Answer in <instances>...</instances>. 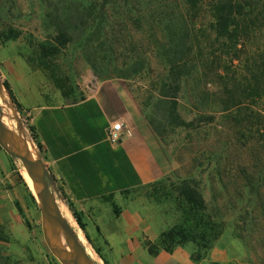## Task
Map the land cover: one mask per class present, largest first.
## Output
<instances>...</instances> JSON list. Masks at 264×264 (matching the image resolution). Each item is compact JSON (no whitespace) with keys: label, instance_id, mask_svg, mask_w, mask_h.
Wrapping results in <instances>:
<instances>
[{"label":"rangeland","instance_id":"rangeland-1","mask_svg":"<svg viewBox=\"0 0 264 264\" xmlns=\"http://www.w3.org/2000/svg\"><path fill=\"white\" fill-rule=\"evenodd\" d=\"M185 1L112 0L104 26L106 33L101 36L99 47L97 43L93 45L91 62L97 73L86 60L84 43L73 44L50 64L58 73V82L62 84L60 90L52 79L53 71L43 67L36 51V45L46 42L53 33L47 24L44 4L41 0H0V31L11 26L20 32L18 39L0 42V87L4 92V105L15 127L22 130L31 143L26 109L32 102L38 99L47 103L71 102L90 96L102 82L112 86L126 99L133 118L130 122L135 121L142 130L150 131L152 141L160 144L162 153V179L149 190L138 191L142 198L132 205L133 209L157 220L162 208L176 223L180 214L171 199H165L164 192L169 191L170 183L193 180L209 213L226 224L224 234L216 243L237 258L229 264H264V184L256 180L247 183L241 176L242 171H248L252 176V172H260L264 167V152L256 150L262 141L255 132L247 140V136H242V129L239 131L237 122L247 113L235 115L238 119L234 120L228 112L220 111L222 101L229 100L231 104L241 99L243 104H253L255 109L264 112V91L255 98L249 92L237 89L238 83L248 77L247 61L249 65L251 60L255 62L254 71L263 69L264 21L257 12L247 16L251 18L248 24L255 25L248 33V39L238 45L239 59L231 60L224 46L213 41V0H190L194 51L196 55L202 54L205 61L203 65L198 64V71L184 81L178 111L185 120L201 113H210L215 120L196 131L169 129L152 109L159 86L167 76L164 57L170 33L187 5ZM206 55L209 57L207 62ZM138 59L144 60L143 69L123 78L121 70ZM211 61L213 65H210ZM4 83L9 85L22 111L15 108ZM227 91L233 92L231 99L224 94ZM2 107L0 104L1 113ZM4 126L6 128V123ZM242 126L245 127L243 122ZM131 127L135 126L131 124ZM8 144L11 146L9 139ZM19 176L28 180L21 163L0 148V264H51L53 256L44 241L40 210L32 205ZM250 185L256 186L259 194H253ZM55 196L59 207L72 220L75 234L83 239L84 247L98 264H103L60 201L57 190ZM145 197L154 203L145 205ZM15 202L21 207L23 216ZM50 235L55 246L60 248L62 240L54 228ZM98 247L104 249L100 252L104 257L107 252L104 245Z\"/></svg>","mask_w":264,"mask_h":264},{"label":"crops","instance_id":"crops-1","mask_svg":"<svg viewBox=\"0 0 264 264\" xmlns=\"http://www.w3.org/2000/svg\"><path fill=\"white\" fill-rule=\"evenodd\" d=\"M31 104L26 109L29 124L53 178L51 187L65 206L69 202L80 213L92 246L103 252L98 246L104 245L109 264H229L237 260L217 243L198 263L191 260V244L170 253L159 250L156 256L148 253L146 243H156L174 221L159 206L162 214L157 220L133 209L142 198L138 191L159 182L164 166L160 144H154L150 131L130 122V108L120 92L102 82L90 96L76 101L38 99ZM115 121H122L131 135L110 144L106 130ZM143 202L154 203L146 197Z\"/></svg>","mask_w":264,"mask_h":264},{"label":"trees","instance_id":"trees-1","mask_svg":"<svg viewBox=\"0 0 264 264\" xmlns=\"http://www.w3.org/2000/svg\"><path fill=\"white\" fill-rule=\"evenodd\" d=\"M41 2L45 6L47 24L51 27L53 33L46 42L36 45V51L43 67L53 71L52 79H54L56 86L61 90L60 85L62 84L58 82V73L50 64L62 51L79 42L84 43L83 52L86 60L94 72L97 73L96 66L91 62V56L94 54L93 45L97 43L96 45L99 47L102 42L101 36L106 33L104 26L108 21V12L111 8L112 0H41ZM185 3L187 5H184L185 8H181V15L176 20L177 25L173 27L170 33L169 45L164 57L167 65V76L159 86L158 98L153 104L152 111L169 129L182 128L196 131L202 126L212 124L215 116L210 113H201L190 120H185L178 111V99L182 93L184 81L198 71V64L203 65L205 61L202 58V54H195L194 41L192 39L194 27L192 26L193 21L190 20L192 16L188 6L190 5V0H186ZM211 3L213 9L212 30L215 35L213 41H217V43L224 46L229 59L238 60L239 56L236 54L239 52L238 45L241 44V41L248 39V33L252 31L255 25L248 24L251 22V18H247V16L257 12V15H261L264 21V0H213ZM254 23H256V20ZM19 37L20 32L11 26L5 27L4 30L0 31V42L2 43L16 40ZM207 55L206 62L209 60ZM213 64L214 62L211 61L210 65ZM254 64L253 60H251L250 65L247 61L245 68L248 77L244 78L242 83H238L239 87L237 89L239 91L243 90L242 92H249V95L259 98L261 91H264V63H262L263 69L259 72L252 69ZM143 67L144 60H135L128 67L121 70L120 75L127 79L140 72ZM97 75L102 78L99 73ZM4 87L10 95L15 108L18 111H22V106L17 101L9 85L4 83ZM224 94L227 95L228 99H231L233 92L227 91ZM252 105L249 103L243 104L241 99L231 104L229 100H225L222 101L220 111L228 112V116L234 118V120L238 119L235 115L247 113L244 114L242 121L238 120L237 122L240 125L239 131L242 129V136H247V140L252 138L255 132L262 141L259 144V149L256 148V150L264 152V112L260 111L261 109L259 110V108L255 109ZM242 122L244 123V128ZM28 132L31 143L34 145L39 158L42 159V148L30 126H28ZM241 176L247 183H253L256 180L263 185L264 167H261L260 172H252V176L248 171H242ZM50 177L51 181H53L51 175ZM19 178L27 190L26 193L32 205L37 208L36 200L28 188L30 186L28 180L24 181L22 176H19ZM250 187L253 194H259L255 189L256 186L250 185ZM168 189V192H164L165 199H171L170 201L175 204L180 218L179 221L158 235L156 243H146L148 253L156 256L159 250L170 253L176 247L191 244L194 247L191 260L198 263L206 257V254L224 234L226 224L215 219L209 213L204 197L193 180L170 183ZM15 206L20 215L23 216L22 209L17 202H15ZM66 207L98 258L103 264H109L100 251L92 246L80 213L69 202H66ZM60 210L64 218L73 226L72 220L66 216L65 210L61 206ZM244 222L245 219L243 224ZM24 224L29 228L27 221L24 220ZM1 235L0 237H2ZM78 236L81 244H83V239H81L80 235ZM89 254L90 252H88V257L91 258ZM91 256L94 258L93 255ZM51 264L59 263L51 257Z\"/></svg>","mask_w":264,"mask_h":264},{"label":"water","instance_id":"water-1","mask_svg":"<svg viewBox=\"0 0 264 264\" xmlns=\"http://www.w3.org/2000/svg\"><path fill=\"white\" fill-rule=\"evenodd\" d=\"M0 148L11 158L18 160L22 168L26 170L39 198L33 194L37 207L41 213L42 233L44 241L55 260L59 264H98L93 257H88L87 249L81 244L72 226L64 218L56 201L55 190L51 187L52 181L46 165L39 158L16 152L8 144V135L1 120L0 112ZM57 228L61 232L62 244L60 248L52 242L50 231ZM87 241V240H86Z\"/></svg>","mask_w":264,"mask_h":264},{"label":"bare ground","instance_id":"bare-ground-1","mask_svg":"<svg viewBox=\"0 0 264 264\" xmlns=\"http://www.w3.org/2000/svg\"><path fill=\"white\" fill-rule=\"evenodd\" d=\"M0 98H1L0 104L3 106L2 113H1V120L6 122V131H7L8 139H10L11 141V147L18 153L25 154L33 158H36L37 153H36V150L33 144L30 143L25 138L24 132L22 130L16 129L15 125L13 124L11 114L8 112V110H6V107L4 105L5 103L4 92L2 91L1 87H0ZM23 173H24L25 178L28 179L31 191L36 196V198H39L38 191L34 187L25 169H23ZM54 229L57 235L59 236V238L62 240L60 230L57 228H54Z\"/></svg>","mask_w":264,"mask_h":264},{"label":"built area","instance_id":"built-area-1","mask_svg":"<svg viewBox=\"0 0 264 264\" xmlns=\"http://www.w3.org/2000/svg\"><path fill=\"white\" fill-rule=\"evenodd\" d=\"M131 135L130 129L122 121L113 122L106 130V140L110 144H116L120 140Z\"/></svg>","mask_w":264,"mask_h":264},{"label":"flooded vegetation","instance_id":"flooded-vegetation-1","mask_svg":"<svg viewBox=\"0 0 264 264\" xmlns=\"http://www.w3.org/2000/svg\"><path fill=\"white\" fill-rule=\"evenodd\" d=\"M2 123H3V125H5L6 122H5V121H2ZM16 129L19 130V128H16ZM9 140H10V139H9ZM10 142H11V141H10Z\"/></svg>","mask_w":264,"mask_h":264}]
</instances>
